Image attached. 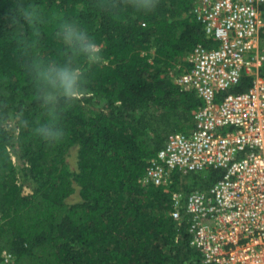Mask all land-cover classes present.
Listing matches in <instances>:
<instances>
[{"label": "trees", "instance_id": "16d2710c", "mask_svg": "<svg viewBox=\"0 0 264 264\" xmlns=\"http://www.w3.org/2000/svg\"><path fill=\"white\" fill-rule=\"evenodd\" d=\"M39 2L46 15L64 10L86 25L104 61L85 68L90 91L63 113L67 139L49 147L30 136L23 120L44 111L33 96L31 60L64 55L55 29L43 26L38 38L27 32L30 47L22 51L26 26L8 29L0 21V249L20 264H198L187 223L173 218L172 194L182 191L183 175L175 173L169 186L141 185L149 160L171 135L193 128V112L203 104L171 76L189 67L185 55L197 44L212 45L190 13L193 0H160L150 14L134 11L129 0ZM251 87L243 76L231 91ZM9 120L19 129L15 137ZM75 144L83 202L70 204L75 188L64 156ZM16 164L34 183L29 194ZM220 174L185 177L194 179L192 187H208Z\"/></svg>", "mask_w": 264, "mask_h": 264}, {"label": "built area", "instance_id": "2783aa9c", "mask_svg": "<svg viewBox=\"0 0 264 264\" xmlns=\"http://www.w3.org/2000/svg\"><path fill=\"white\" fill-rule=\"evenodd\" d=\"M190 13L212 45L197 44L175 82L203 104L193 128L149 160L141 185L221 171L208 187L173 192V218L187 223L198 264H264V0H193ZM243 76L252 87L231 91ZM0 264L20 263L0 249Z\"/></svg>", "mask_w": 264, "mask_h": 264}, {"label": "clouds", "instance_id": "9594fccd", "mask_svg": "<svg viewBox=\"0 0 264 264\" xmlns=\"http://www.w3.org/2000/svg\"><path fill=\"white\" fill-rule=\"evenodd\" d=\"M137 13L150 14L159 6L160 0H129ZM0 21L12 29L26 26V32L18 44L22 51L30 45L27 32L39 37L45 25L54 27V36L64 53L62 57H36L28 65L33 82V96L42 105L43 114L23 125L35 140L54 147L67 139L63 125L64 111L75 106L91 88L86 76L87 66L101 67L103 49L95 35L80 20L64 10L51 11L46 15L39 0H6L0 7ZM63 102V104L61 103Z\"/></svg>", "mask_w": 264, "mask_h": 264}, {"label": "rangeland", "instance_id": "374dc122", "mask_svg": "<svg viewBox=\"0 0 264 264\" xmlns=\"http://www.w3.org/2000/svg\"><path fill=\"white\" fill-rule=\"evenodd\" d=\"M174 70V69H173ZM176 74H172V79L175 80ZM5 126L8 128V130L10 131V133L15 137L18 134L19 129L17 127H15V125L13 124V122L11 120L7 121V123L5 124ZM15 159V158H14ZM64 161L66 164V167L68 169V171L71 173V177L73 179V185L75 188V191L73 192L72 195H70L67 198L68 203L70 204H76V203H82L83 199L81 197V193H80V186L77 182V174L79 173V145L75 144L73 145L70 150L68 151V153L64 156ZM17 166V170H18V182L19 185L22 189V192L24 194H29L31 193L32 187L34 185V183L31 180H27L26 178H24L22 171H21V166L16 164ZM221 172V171H220ZM200 181H204L206 179H208V177L204 174L201 177H199ZM193 178L188 175L185 177V175H183V188H182V192L183 194H187L188 192L186 191L187 188H190L189 192L196 188V187H202L203 184H198L195 187H192V182H193Z\"/></svg>", "mask_w": 264, "mask_h": 264}, {"label": "crops", "instance_id": "0c3cea01", "mask_svg": "<svg viewBox=\"0 0 264 264\" xmlns=\"http://www.w3.org/2000/svg\"><path fill=\"white\" fill-rule=\"evenodd\" d=\"M191 53H192V52H191ZM191 53H190V54H191ZM190 54H186V55H185V62H187V63L189 62V61H188V58H189V55H190Z\"/></svg>", "mask_w": 264, "mask_h": 264}]
</instances>
